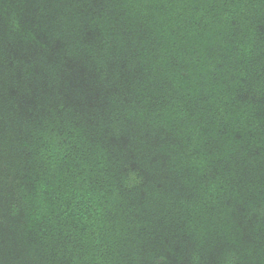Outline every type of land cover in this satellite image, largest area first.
Listing matches in <instances>:
<instances>
[{
	"label": "trees",
	"instance_id": "1",
	"mask_svg": "<svg viewBox=\"0 0 264 264\" xmlns=\"http://www.w3.org/2000/svg\"><path fill=\"white\" fill-rule=\"evenodd\" d=\"M0 264H264V0H0Z\"/></svg>",
	"mask_w": 264,
	"mask_h": 264
}]
</instances>
